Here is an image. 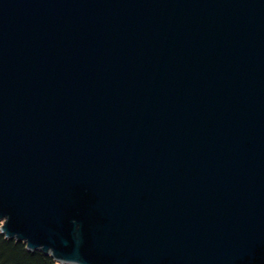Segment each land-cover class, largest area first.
Listing matches in <instances>:
<instances>
[{"label": "water", "instance_id": "95a60500", "mask_svg": "<svg viewBox=\"0 0 264 264\" xmlns=\"http://www.w3.org/2000/svg\"><path fill=\"white\" fill-rule=\"evenodd\" d=\"M0 222L64 264H264V0H0Z\"/></svg>", "mask_w": 264, "mask_h": 264}, {"label": "trees", "instance_id": "16d2710c", "mask_svg": "<svg viewBox=\"0 0 264 264\" xmlns=\"http://www.w3.org/2000/svg\"><path fill=\"white\" fill-rule=\"evenodd\" d=\"M0 264H64L41 250H29L24 241L0 230Z\"/></svg>", "mask_w": 264, "mask_h": 264}, {"label": "rangeland", "instance_id": "374dc122", "mask_svg": "<svg viewBox=\"0 0 264 264\" xmlns=\"http://www.w3.org/2000/svg\"><path fill=\"white\" fill-rule=\"evenodd\" d=\"M0 224H1V222H0Z\"/></svg>", "mask_w": 264, "mask_h": 264}]
</instances>
